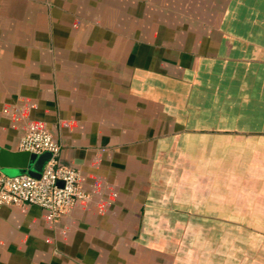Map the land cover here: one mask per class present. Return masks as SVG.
I'll list each match as a JSON object with an SVG mask.
<instances>
[{
	"label": "crops",
	"instance_id": "0c3cea01",
	"mask_svg": "<svg viewBox=\"0 0 264 264\" xmlns=\"http://www.w3.org/2000/svg\"><path fill=\"white\" fill-rule=\"evenodd\" d=\"M30 125L84 197L0 205V264H264V0H0V148Z\"/></svg>",
	"mask_w": 264,
	"mask_h": 264
},
{
	"label": "built area",
	"instance_id": "2783aa9c",
	"mask_svg": "<svg viewBox=\"0 0 264 264\" xmlns=\"http://www.w3.org/2000/svg\"><path fill=\"white\" fill-rule=\"evenodd\" d=\"M59 149L46 129L30 125L19 141V150L37 154L50 151L51 157L38 177L27 172L0 174V205H38L50 219L55 220L83 198L79 172L59 161Z\"/></svg>",
	"mask_w": 264,
	"mask_h": 264
},
{
	"label": "water",
	"instance_id": "95a60500",
	"mask_svg": "<svg viewBox=\"0 0 264 264\" xmlns=\"http://www.w3.org/2000/svg\"><path fill=\"white\" fill-rule=\"evenodd\" d=\"M50 157V151L37 154L28 150H11L2 147L0 148V168L17 170L20 173L27 172L38 177Z\"/></svg>",
	"mask_w": 264,
	"mask_h": 264
},
{
	"label": "rangeland",
	"instance_id": "374dc122",
	"mask_svg": "<svg viewBox=\"0 0 264 264\" xmlns=\"http://www.w3.org/2000/svg\"><path fill=\"white\" fill-rule=\"evenodd\" d=\"M236 155V154H235ZM234 155V156H235ZM236 158L234 157V160H235ZM218 172H219V180H221V178H220V167H219V169H218ZM235 173L237 174L236 175V180H240L241 179V176H242V173H241V170H240V168H236L235 167Z\"/></svg>",
	"mask_w": 264,
	"mask_h": 264
}]
</instances>
